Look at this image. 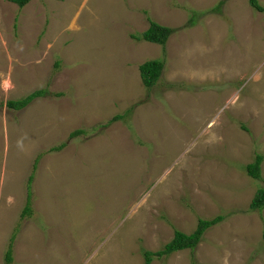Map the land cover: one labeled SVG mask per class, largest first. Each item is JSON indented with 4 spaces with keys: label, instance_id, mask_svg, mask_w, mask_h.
<instances>
[{
    "label": "rangeland",
    "instance_id": "1",
    "mask_svg": "<svg viewBox=\"0 0 264 264\" xmlns=\"http://www.w3.org/2000/svg\"><path fill=\"white\" fill-rule=\"evenodd\" d=\"M149 19L173 29L165 45L133 37ZM149 59L164 65L146 87ZM256 154L259 179L244 168ZM261 187L264 9L0 0V264H145L219 215L194 249L149 264H264V207H249Z\"/></svg>",
    "mask_w": 264,
    "mask_h": 264
},
{
    "label": "trees",
    "instance_id": "2",
    "mask_svg": "<svg viewBox=\"0 0 264 264\" xmlns=\"http://www.w3.org/2000/svg\"><path fill=\"white\" fill-rule=\"evenodd\" d=\"M10 2L16 3L19 7L24 6L26 3H28L30 0H8ZM250 4L255 7L258 10H263L264 8L259 5L257 0H249ZM173 32V29L169 26L160 24L158 22L152 21L149 19V26L147 29H145L142 33L139 35H133V37L136 40H145L154 42L160 45H165L167 38L169 35ZM163 61L159 59H149L139 64V73L141 80L143 84L146 87L153 86L157 80L160 77L162 68H163ZM46 93V89L39 88L36 90L31 91L30 93L26 94L24 98H17V99H11L8 100L6 105L8 108L11 109H22L27 104H29L34 98L43 96ZM121 118V115L117 114L113 116V120ZM81 132L80 130H74L70 136H75L77 133ZM63 145H60L58 147H53L55 150L56 148H60ZM263 156L261 154H256L255 158L252 162L247 163L244 168L246 173L254 178L259 179L260 178V164L262 162ZM31 176L28 178V181H30ZM30 202V196L29 193L27 194V200L24 205V211H27L30 208L29 205ZM250 210H260L264 207V187L258 188L254 196L251 199L250 202ZM222 215H219L212 219H203L198 218L197 225L195 229L191 233H185L181 230H175L173 234V238L169 240L162 249H159L157 251H143L144 257H145V264H149L150 260L153 258V256H162V255H169L170 253L182 249H194L198 242L201 240L202 235L204 231L212 226L213 224H216L218 221L222 219ZM6 260L9 262L11 258V248L6 251L5 255Z\"/></svg>",
    "mask_w": 264,
    "mask_h": 264
}]
</instances>
